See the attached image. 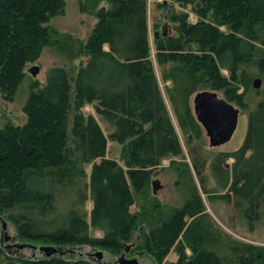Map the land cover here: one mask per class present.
Here are the masks:
<instances>
[{
  "label": "trees",
  "instance_id": "obj_1",
  "mask_svg": "<svg viewBox=\"0 0 264 264\" xmlns=\"http://www.w3.org/2000/svg\"><path fill=\"white\" fill-rule=\"evenodd\" d=\"M171 1L189 5L195 20L156 2L168 10L173 32L154 38V62L163 67L160 80L168 82L163 90L179 131L199 139L191 109L196 91L219 92L242 107L251 86L242 67L254 58L264 82V0ZM78 3L95 19L84 39L50 24L63 13V0H0V100L12 101L44 47L62 61L46 70L43 84L30 79L23 123L0 127V217L13 226L16 242L102 248L110 257L128 245L126 254L142 251L154 264L175 246V264H229L211 246L215 227L194 184L178 207L151 203L153 171L181 149L150 59L146 0ZM259 93L242 144L212 157L214 186L204 191L230 203L248 231L264 208V89ZM84 106L105 122L107 134ZM107 140L121 145V162L106 157ZM1 242L0 230L7 264H100L76 249L13 258ZM231 253L233 264H264V246L237 243Z\"/></svg>",
  "mask_w": 264,
  "mask_h": 264
},
{
  "label": "rangeland",
  "instance_id": "obj_2",
  "mask_svg": "<svg viewBox=\"0 0 264 264\" xmlns=\"http://www.w3.org/2000/svg\"><path fill=\"white\" fill-rule=\"evenodd\" d=\"M158 1L159 0H146L147 41L149 44L150 59L152 61L160 93L165 103L176 136L178 138L181 154L172 158L161 159L159 166L153 171V175L151 176L150 181L156 180L158 186L156 188L155 193L153 194L151 193L150 184V195L154 197V200L151 203L154 202L155 204L156 202H160L161 204L167 207H178L187 196L189 189L192 187V184H194L203 202L204 210L209 214V217L215 227V236L217 237V240L215 242L213 241V244L211 246L214 250L218 251L221 254V256L225 259L227 263L233 264L231 253L232 245H237V243H243L264 246V208H262L261 211L262 217L260 221L254 224L253 229L251 231H248L244 222L235 216L230 203H225L224 201L213 197L212 192L204 193V191H209L214 186L213 178L209 172L208 165L212 157L216 153L222 151L227 152L235 150L242 144L246 130L247 113L260 100L261 93L258 94V91L262 92V90L264 89V82L262 77L257 74V71L255 69V58L247 65L242 67L249 74L250 82H252L254 78H258L260 84L258 88L255 89L250 86L249 89L244 92V95L242 97V107L236 106L235 104L231 103L232 105H234V107L239 110V115L237 117V122L234 131L227 142L218 146L210 147L207 142V137L204 135L203 131L201 132V137L199 139H193L190 135H187V138L185 139V136L181 134L176 125L174 116L170 110L169 104L167 102L163 90L164 84H168V82L162 83L160 80L161 73L163 72V67L156 65L153 57V41L155 38L153 33L158 32L159 34L162 24H165L166 34H171L173 32L172 24L168 20V10H161L157 8L155 4ZM160 1L164 2L167 8L170 7L171 9H173L174 12L182 10L186 11L188 13V20L190 22H193L195 20V15L192 12L188 11L190 8L189 5H187L186 7H182L171 0ZM63 3V13L53 17L50 20V24L53 25V27L58 32H69L84 39L95 22L94 17L91 14L86 13L85 11H81L79 9L78 0H63ZM61 62L62 61L60 56L56 52H54L50 47L43 48L41 55L35 63L38 67V72L36 73V75L34 77L31 75L24 77V79L18 84L12 101L7 102L4 100H0V127H2L6 122L9 121L14 124L23 123L24 116L21 112V107L28 94V86L30 79L35 78L39 81V83L43 84L45 81L46 70L49 67L62 64ZM223 73L225 72L223 71ZM240 91L241 89H239L238 92ZM218 94L220 93L218 92ZM82 111L84 113L93 114L94 118L97 120L103 132L105 134L109 132V127L93 109H91L89 106H84L82 108ZM120 147L121 145H119L118 143H114L110 140H107L106 157L114 158L116 161L121 162ZM231 161V159H227L224 164L228 166ZM170 162L173 163L171 167ZM87 169L88 167H86V170ZM178 169H182L184 172L179 174ZM200 183H202L204 189L202 188ZM209 196L211 199L209 198ZM89 206V201H86L84 204V209L88 211ZM133 209L134 204L129 206V210L132 211ZM1 219L6 224L4 230L6 234L9 237L13 236L14 230L11 223L3 215ZM89 233L93 236L101 235L100 232L93 230H89ZM133 237H137V232L133 234ZM8 243L10 242L8 241ZM26 243H30L36 246L55 245L42 244L38 242ZM174 247L170 249V251L165 255V257L161 259L159 264H175L177 260V253L174 250ZM184 251L185 255L188 256V249L184 248ZM76 252L79 255L82 254L83 256H87L93 259H97L93 255L94 253H102L104 254V258L100 260V262L102 263H111V258H116L107 255L102 248L90 249L88 247H81L80 249H76ZM137 252H141V254L136 255ZM137 252L134 251V254H126L125 257L132 258L133 255H135L137 261L140 264H154L148 256L143 255L142 251ZM89 253L91 254L89 255ZM16 254H19L23 257L35 259L43 257L42 253L38 252L37 250L32 251L28 248H21ZM8 263H10V261ZM0 264L7 263L0 259Z\"/></svg>",
  "mask_w": 264,
  "mask_h": 264
},
{
  "label": "water",
  "instance_id": "obj_3",
  "mask_svg": "<svg viewBox=\"0 0 264 264\" xmlns=\"http://www.w3.org/2000/svg\"><path fill=\"white\" fill-rule=\"evenodd\" d=\"M154 37L165 36V24H162L160 28V33L154 32ZM191 48L189 47V50ZM31 76H35L38 72V67L36 64H32L26 68ZM260 81L258 78H254L251 82L253 88H258ZM191 109L195 120L200 125L204 135L207 137V142L210 147L221 145L227 142L236 126L237 117L239 115V110L234 107L231 103L225 101L220 94L212 90H200L196 91L191 98ZM227 166V165H225ZM151 191L154 194L157 188L156 180H151ZM5 222L2 221L0 217V230L2 231V237L8 238L5 230ZM13 240L14 236L11 237ZM13 246L16 249L28 248L32 251L37 250L42 253L43 256L48 257L52 254L62 255L66 252H72L76 247L63 248L57 245H33L25 242H14ZM129 246L125 245L123 251L119 256L115 258L116 264H138L135 258H126L125 253L128 251ZM141 252H137L136 255H140ZM94 256L98 259L104 258L102 253H94ZM100 263V262H99ZM101 264V263H100ZM109 264V263H102ZM114 264V262L112 263Z\"/></svg>",
  "mask_w": 264,
  "mask_h": 264
},
{
  "label": "flooded vegetation",
  "instance_id": "obj_4",
  "mask_svg": "<svg viewBox=\"0 0 264 264\" xmlns=\"http://www.w3.org/2000/svg\"><path fill=\"white\" fill-rule=\"evenodd\" d=\"M12 237V236H11ZM11 237H9L8 236V238H3L2 237V248H3V250L7 253V255L9 256V257H13V258H18V257H21V255H17L16 253H18V251H19V249H16L14 246H13V244H14V242H16V241H14ZM8 241L10 242V243H8ZM3 242H4V244H3ZM81 247H76V249H80ZM91 253H89V255H90ZM126 254V253H125ZM82 255V254H81ZM85 255V254H84ZM94 255V254H93ZM83 256V255H82ZM97 258V257H96ZM127 258V257H126ZM133 258H135L136 259V256L135 255H133ZM103 259V258H102ZM112 259V262L111 263H109V264H112L113 262H114V264H116V262H115V259L114 258H111ZM97 260V262H100V260L101 259H96ZM136 261H137V259H136ZM138 262V261H137ZM101 264H102V262H100ZM104 263V262H103ZM105 263H108V262H105ZM138 264H140L139 262H138Z\"/></svg>",
  "mask_w": 264,
  "mask_h": 264
},
{
  "label": "crops",
  "instance_id": "obj_5",
  "mask_svg": "<svg viewBox=\"0 0 264 264\" xmlns=\"http://www.w3.org/2000/svg\"><path fill=\"white\" fill-rule=\"evenodd\" d=\"M93 24V23H92ZM104 48L106 49V46H104Z\"/></svg>",
  "mask_w": 264,
  "mask_h": 264
}]
</instances>
